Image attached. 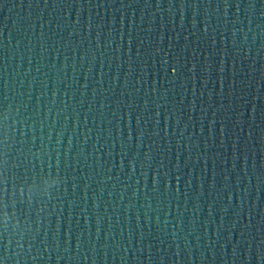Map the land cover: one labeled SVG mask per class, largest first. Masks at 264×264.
Masks as SVG:
<instances>
[{
    "label": "water",
    "instance_id": "1",
    "mask_svg": "<svg viewBox=\"0 0 264 264\" xmlns=\"http://www.w3.org/2000/svg\"><path fill=\"white\" fill-rule=\"evenodd\" d=\"M0 264H264V0H0Z\"/></svg>",
    "mask_w": 264,
    "mask_h": 264
}]
</instances>
